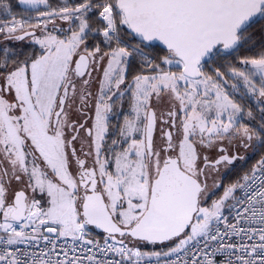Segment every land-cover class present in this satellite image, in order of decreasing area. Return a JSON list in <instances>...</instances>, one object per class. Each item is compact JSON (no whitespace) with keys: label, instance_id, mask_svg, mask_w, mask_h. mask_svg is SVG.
<instances>
[{"label":"snow or ice","instance_id":"1","mask_svg":"<svg viewBox=\"0 0 264 264\" xmlns=\"http://www.w3.org/2000/svg\"><path fill=\"white\" fill-rule=\"evenodd\" d=\"M18 3L0 0V264H264V155L217 178L264 150V0Z\"/></svg>","mask_w":264,"mask_h":264},{"label":"trees","instance_id":"2","mask_svg":"<svg viewBox=\"0 0 264 264\" xmlns=\"http://www.w3.org/2000/svg\"><path fill=\"white\" fill-rule=\"evenodd\" d=\"M7 2L10 3V4L12 5V11H13V12H18V13H21V14H22V13H28L26 10H23V9H21V8L19 7V5H18V0H7ZM50 2L53 3L54 6L57 5V4L63 3V2L60 1V0H50ZM64 2H65V1H64ZM1 14H2V13H0V18L2 17ZM254 40H256V41H260V40H261V36L259 35V33L254 37ZM21 46H23L24 49H25L26 51H27V50H30V49L28 48L26 42H21V44H19L18 47H21ZM247 48H248V45H245V47L242 48V49L240 50V52H239L237 55H252L253 53L247 51V50H246ZM229 62H231V63H233V64H236V60H234V58H233L232 56H228V57H225L224 59L219 60L218 62H216L215 64H213V65H211V66H206L205 70H206V71H211L212 68H214V67H220L221 64H227V63H229ZM236 66L239 67L238 64H236ZM221 70L223 71L224 69H221ZM230 79H231V78L229 77V83H230V84H231V83H235L234 80L231 79V80H232V81H231ZM245 100L250 101L249 98H247V97L245 98ZM250 104H251V103H250ZM249 106H250V105L247 104V105L245 106V109H247ZM254 111H255L254 114L257 113V112H258L257 108H255ZM258 119H259V116L257 115V120H258ZM253 125H254V124H253ZM257 152H258L259 154H256V157H255L253 160H250V161L248 162L246 168H245L244 166H241V167H240V166H237V167H238L237 170H234V169H236V168H234V169H232V170H230V171L228 172V175H227L228 178H226V179H227V180L229 179V181H230V180H232L231 178H234L236 175H241V174H243L244 172L248 171V170L251 168L252 163H253L255 160H258V158H260L261 155H264V150H259V151H257ZM243 170H244V171H243ZM226 179H225V180H226ZM143 250H145V251H151V250H158V249H154V247H153L152 245H147Z\"/></svg>","mask_w":264,"mask_h":264},{"label":"rangeland","instance_id":"3","mask_svg":"<svg viewBox=\"0 0 264 264\" xmlns=\"http://www.w3.org/2000/svg\"><path fill=\"white\" fill-rule=\"evenodd\" d=\"M60 1H62V2H64L65 0H60ZM0 13H2V11H0ZM12 13L14 14V15H16V16H19L21 13H18V12H13L12 11ZM2 16H3V14H1ZM2 18V17H1ZM0 18V19H1ZM64 27H67V25L65 24V25H63ZM0 40H2V38H0ZM27 43V42H26ZM19 46V45H18ZM240 88H241V91L243 92L244 91V89H243V85H242V83H241V85H240ZM239 95V94H238ZM240 97V96H239ZM249 100L252 102L251 104H250V106L248 107V108H252V110H253V112H255L254 110H255V108H257L256 107V101H255V99L254 98H249ZM247 108V109H248ZM246 109V110H247ZM258 110V109H257ZM243 122H245V123H249L250 124V126H254L253 124H254V122H251V121H249V118L248 117H244V120H243ZM215 150H208V152H207V154L208 155H210V154H212L213 152H214ZM256 154H259L258 152H255L254 154H253V152H252V150L251 149H249V153H247V155H246V159H243V160H241L240 162L239 161H237L236 163H235V167H232L231 168V170L232 169H234V168H236V169H234V170H237V166H244L245 168H246V166H247V164H248V162L250 161V160H253L255 157H256ZM258 160H259V158H258ZM256 161L257 160H255L253 163H252V166L256 163ZM251 166V167H252ZM244 171V170H243ZM226 170L225 169H222L221 171H220V173H219V175H218V179H220V180H222L223 178H224V185H227V184H229V183H231L232 181H234L238 176H240V175H236L234 178H231L232 180H230L229 181V179L228 180H225V176H226ZM229 172V171H228ZM222 176H224V177H222ZM227 178V177H226ZM211 183H212V181L211 180H209V184L211 185ZM221 191H222V189H221ZM219 195V193H217L215 196H212L210 199H209V203L211 202V199H215L217 196Z\"/></svg>","mask_w":264,"mask_h":264},{"label":"flooded vegetation","instance_id":"4","mask_svg":"<svg viewBox=\"0 0 264 264\" xmlns=\"http://www.w3.org/2000/svg\"><path fill=\"white\" fill-rule=\"evenodd\" d=\"M137 70V68H136V66L135 65H133L131 68H130V70H129V72H130V74H129V80L131 79V76L132 75H134L135 74V71ZM231 80V79H230ZM232 81V80H231ZM230 84V83H229ZM93 91H95V87L93 88ZM235 98L239 101V102H241L244 106H246L247 104H249L250 105V103H252L251 101H247V100H245V99H243V100H241V98L239 97V95L237 94L236 96H235ZM127 108H128V97L126 96L125 97V100H124V111L126 112L127 111ZM120 119H122V117H119ZM113 123H116V119H113V121H112ZM247 153H249V149L248 150H244V149H241L240 150V152H239V155H241V156H243L245 159H246V155H247ZM212 155H215V151L212 153V154H210V156H212ZM241 161V160H240ZM239 161V162H240ZM223 168H221V170H222ZM227 175H228V171L226 172V176H225V179H226V177H227ZM222 177H224V176H222ZM228 178V177H227ZM224 180V178L222 179V181ZM227 180V179H226ZM223 184H224V181H223Z\"/></svg>","mask_w":264,"mask_h":264},{"label":"built area","instance_id":"5","mask_svg":"<svg viewBox=\"0 0 264 264\" xmlns=\"http://www.w3.org/2000/svg\"><path fill=\"white\" fill-rule=\"evenodd\" d=\"M28 14H29V12H28V13H22V14H20L19 16H17V18L19 19V18L24 17V16H26V15H28ZM31 14L34 15L35 13L32 12ZM4 18H5V17H4V15H3L1 19H4ZM92 235L95 236V237H97V238H101V235L95 234V233H93V232H92ZM153 260H155V258H153Z\"/></svg>","mask_w":264,"mask_h":264},{"label":"water","instance_id":"6","mask_svg":"<svg viewBox=\"0 0 264 264\" xmlns=\"http://www.w3.org/2000/svg\"><path fill=\"white\" fill-rule=\"evenodd\" d=\"M18 5H19V7H20L21 9H23V10L28 11V9H29V6H27V5H22V4H19V3H18ZM93 233L98 234V235H101V234H100V230H93Z\"/></svg>","mask_w":264,"mask_h":264}]
</instances>
